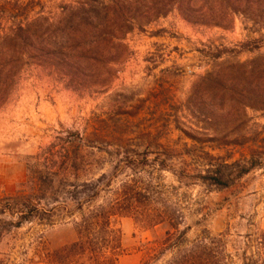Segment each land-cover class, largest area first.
<instances>
[{"label":"rangeland","instance_id":"rangeland-1","mask_svg":"<svg viewBox=\"0 0 264 264\" xmlns=\"http://www.w3.org/2000/svg\"><path fill=\"white\" fill-rule=\"evenodd\" d=\"M215 4L200 0V13ZM260 36L264 23L236 17L230 29L195 26L172 10L125 36L124 57L109 69L102 64L100 92L67 89L43 69L26 74L0 108V199L25 181L30 156L76 141L84 146L78 178L112 181L93 205L118 198L125 209L112 218L121 232L116 264H166L193 250L202 264H215L216 252L227 264L248 262L264 231V169L217 189L203 182L204 168L197 165L205 152L223 155L215 149L219 131L240 125L217 117L216 76L230 73L236 62H264V43L253 52L245 45L252 48ZM223 49L245 50L215 60ZM247 116L245 129L264 137V113L249 110ZM127 187L142 195L126 203ZM151 218L159 222L147 225ZM4 221L15 219L0 215V264H53V253L78 239L72 221L20 228Z\"/></svg>","mask_w":264,"mask_h":264},{"label":"trees","instance_id":"trees-1","mask_svg":"<svg viewBox=\"0 0 264 264\" xmlns=\"http://www.w3.org/2000/svg\"><path fill=\"white\" fill-rule=\"evenodd\" d=\"M199 3L200 0H0V108L11 100L21 79L38 69L65 83L67 89L100 92L96 90L102 88V64L108 68L124 57L125 36L135 29L143 30L172 10L195 26L230 29L236 17L253 25L264 23V0H216L215 7L206 14L200 13ZM249 43L245 44L246 51H259L264 36L255 39L252 48ZM243 50H217L213 58L218 60L229 52L238 56ZM231 68L230 73L216 76L222 101L217 117L240 125L219 131L215 149L224 150L223 155L205 152L197 165L204 168L205 174L200 177L203 182L217 189L264 169V137L245 129L249 110L264 113V62H236ZM83 147L76 141L59 147L51 144L41 154L30 156L25 181L14 194L0 199V215L15 219L4 222L16 228L25 224L51 227L72 221L78 239L53 253V264H116L121 232L113 228L112 218L125 209L118 198L93 205L102 192L111 190L112 181L103 184V176L94 180L78 178ZM236 149L238 159H234ZM127 190L126 203H130L132 195H142L133 187ZM117 195L116 190L114 196ZM158 220L151 218L146 224L154 226ZM169 240L168 237L166 242ZM179 256L166 264H202L197 250ZM214 258L215 264H227L223 252H216ZM146 263L147 260L142 262ZM243 264H264V231L256 241L254 254Z\"/></svg>","mask_w":264,"mask_h":264}]
</instances>
